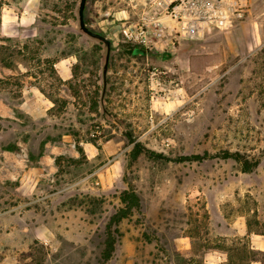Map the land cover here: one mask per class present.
<instances>
[{
	"label": "rangeland",
	"instance_id": "obj_1",
	"mask_svg": "<svg viewBox=\"0 0 264 264\" xmlns=\"http://www.w3.org/2000/svg\"><path fill=\"white\" fill-rule=\"evenodd\" d=\"M146 1H87L85 22L112 41L102 103L106 49L79 29L80 0H0V21L31 23L19 36L0 34V63L42 70L39 81L57 111L67 106L66 127L76 140L102 148L94 162L81 154L86 191L70 186L62 193L86 209V239L76 242L55 226L51 242L35 240L28 214L24 248L8 249L1 247L7 223L0 218V264H99L106 223L129 183L141 207L120 223L123 235L107 264H205L213 247L237 249L228 264L263 257L250 238L232 234L231 223L241 219L264 233V0H249L247 18L227 29L209 27L200 38L143 47L146 54L135 56L121 29L139 20ZM61 58L74 72L67 86L55 69ZM63 88L70 97L61 96ZM137 143L144 151L130 163ZM236 153L259 164L246 172L229 157ZM70 165L62 187L78 176ZM16 194V185H0V213ZM19 200L27 212L31 198ZM213 214L227 220L211 226ZM183 235L188 250L178 240Z\"/></svg>",
	"mask_w": 264,
	"mask_h": 264
},
{
	"label": "crops",
	"instance_id": "obj_2",
	"mask_svg": "<svg viewBox=\"0 0 264 264\" xmlns=\"http://www.w3.org/2000/svg\"><path fill=\"white\" fill-rule=\"evenodd\" d=\"M27 18L2 20L1 34L11 38L19 36L22 31H29L31 23ZM70 62L68 58H61L55 64L56 73L64 86L74 76L72 67L68 65ZM43 73L42 70L24 64L13 63L9 66L0 63V85L3 84L0 87V185L18 187L14 205L0 213V218L7 223L1 235L4 244L1 247L8 249L24 248L26 241L23 230L26 228L31 230L35 240L48 243L52 241V235L58 233L55 226L64 227V234L76 242L85 240L87 234L86 209L80 205H71L68 199H63L62 193L70 186L79 192L87 189L88 177L83 172L80 174L85 161L81 162L82 152L78 145L83 148L86 160L90 162L97 160L102 148L85 140H76L63 122L67 106L57 111V100L39 81ZM62 90L65 93L61 95L63 98L70 97L65 88ZM8 146L16 148L12 150ZM67 165L76 168L78 176L68 186L62 187V176L65 173L63 167ZM45 186L55 188L47 191L43 188ZM24 197L31 198L30 209L25 213L22 200H19ZM28 214L31 223L24 228L22 220ZM221 218L227 220L224 214H213L211 226L216 225V219ZM240 221L231 223L237 226L232 234L250 238L251 250L264 254V233L253 231L249 222L245 221L241 225ZM188 238L184 235L178 238L184 250L190 247L185 245ZM234 250L237 249L210 248L204 254L205 264H228L229 251ZM246 258L249 261L240 264H264V255L262 258L246 255Z\"/></svg>",
	"mask_w": 264,
	"mask_h": 264
},
{
	"label": "built area",
	"instance_id": "obj_3",
	"mask_svg": "<svg viewBox=\"0 0 264 264\" xmlns=\"http://www.w3.org/2000/svg\"><path fill=\"white\" fill-rule=\"evenodd\" d=\"M249 0H147L138 21L125 24L124 40L150 48L202 37L207 28L227 29L247 18Z\"/></svg>",
	"mask_w": 264,
	"mask_h": 264
},
{
	"label": "trees",
	"instance_id": "obj_4",
	"mask_svg": "<svg viewBox=\"0 0 264 264\" xmlns=\"http://www.w3.org/2000/svg\"><path fill=\"white\" fill-rule=\"evenodd\" d=\"M1 25V21H0ZM1 34V31H0ZM9 38V37H8ZM3 46V45H0ZM141 48L145 50L143 47L138 46V45H131V49L128 51L131 55H139L142 56L143 54H137L136 49ZM260 54H264V48H262L259 52ZM264 61V59H263ZM9 66H12V63H6ZM79 149L81 152H83V148L79 146ZM7 148H10L14 150L16 146H8ZM144 151V148L141 147L139 143H137L132 150L131 153V159L130 163L135 161L137 157ZM229 157L234 158L236 161L240 162L243 164V170L244 171H251L255 166L259 164V161L256 162H251L248 159L243 160L241 155L239 153L230 155ZM58 163L60 160H57ZM120 196V200L122 205L112 214L110 217L108 223H106V238L104 241V247L101 251V259L99 264H107V262L112 258L113 252L116 250V244L118 239L123 235L122 231L120 230V223L124 219H128L131 216H133L134 211L139 210L141 207V197L133 184L129 183L128 188L124 189ZM248 256V255H247ZM240 264V263H239Z\"/></svg>",
	"mask_w": 264,
	"mask_h": 264
},
{
	"label": "water",
	"instance_id": "obj_5",
	"mask_svg": "<svg viewBox=\"0 0 264 264\" xmlns=\"http://www.w3.org/2000/svg\"><path fill=\"white\" fill-rule=\"evenodd\" d=\"M87 1L88 0H80L79 7H78V22H79V29L82 30L84 33L87 35L93 37L94 39L103 42L105 45L106 49V54H105V63L103 67V92H102V103H104V97L106 95V90H107V74H108V68H109V60H110V53L112 50V41L110 38H108L106 35L103 33L94 31L92 28H90L87 24L86 19H85V11H86V6H87ZM146 50H143L141 48L136 49L137 54H146Z\"/></svg>",
	"mask_w": 264,
	"mask_h": 264
}]
</instances>
